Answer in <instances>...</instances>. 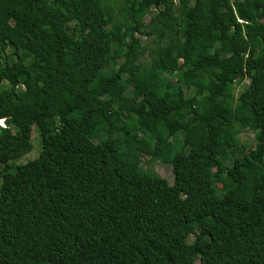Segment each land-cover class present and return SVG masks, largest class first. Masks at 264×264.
Instances as JSON below:
<instances>
[{
  "label": "trees",
  "instance_id": "1",
  "mask_svg": "<svg viewBox=\"0 0 264 264\" xmlns=\"http://www.w3.org/2000/svg\"><path fill=\"white\" fill-rule=\"evenodd\" d=\"M0 119V264H264V0H0Z\"/></svg>",
  "mask_w": 264,
  "mask_h": 264
},
{
  "label": "rangeland",
  "instance_id": "2",
  "mask_svg": "<svg viewBox=\"0 0 264 264\" xmlns=\"http://www.w3.org/2000/svg\"><path fill=\"white\" fill-rule=\"evenodd\" d=\"M149 15L146 14L143 18L144 21L148 19ZM141 43H147V37H144L143 35H138ZM247 81L245 80L244 82L240 83L236 89H235V94L238 95V93L242 90V88L246 85ZM35 124L32 125V132H31V143H32V148L29 151L24 152L21 154L18 158L12 160L9 162V167L15 166L17 164H22L25 163L28 160L33 159L39 154L40 151V140L38 139V132L35 128ZM238 137L240 139V142L242 144H245L246 146H253V132L249 129H241L238 132ZM40 138V137H39ZM170 163H162L160 161L153 162V168L155 171L160 174L162 177L166 178L170 183L173 181L172 177V171H171V164ZM0 169H2V166H0ZM152 169V168H151ZM0 183H1V177H0ZM193 237H190L188 240H191Z\"/></svg>",
  "mask_w": 264,
  "mask_h": 264
},
{
  "label": "built area",
  "instance_id": "3",
  "mask_svg": "<svg viewBox=\"0 0 264 264\" xmlns=\"http://www.w3.org/2000/svg\"><path fill=\"white\" fill-rule=\"evenodd\" d=\"M0 125L3 126V127H7V125H4L2 119H0Z\"/></svg>",
  "mask_w": 264,
  "mask_h": 264
}]
</instances>
